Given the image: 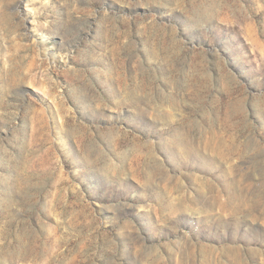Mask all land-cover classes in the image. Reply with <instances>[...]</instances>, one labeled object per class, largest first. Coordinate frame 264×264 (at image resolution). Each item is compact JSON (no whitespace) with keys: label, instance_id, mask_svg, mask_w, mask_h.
Masks as SVG:
<instances>
[{"label":"rangeland","instance_id":"obj_1","mask_svg":"<svg viewBox=\"0 0 264 264\" xmlns=\"http://www.w3.org/2000/svg\"><path fill=\"white\" fill-rule=\"evenodd\" d=\"M0 264H264V0H0Z\"/></svg>","mask_w":264,"mask_h":264}]
</instances>
